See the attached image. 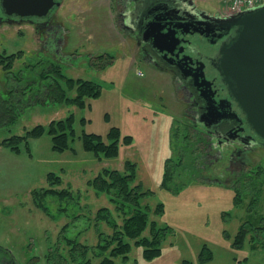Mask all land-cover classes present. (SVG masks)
I'll list each match as a JSON object with an SVG mask.
<instances>
[{
    "label": "rangeland",
    "instance_id": "obj_1",
    "mask_svg": "<svg viewBox=\"0 0 264 264\" xmlns=\"http://www.w3.org/2000/svg\"><path fill=\"white\" fill-rule=\"evenodd\" d=\"M61 1L51 13L53 23L61 25V41L49 39L27 20L0 23V54L22 51L11 70L0 63L1 96L12 98L11 77L18 86L32 78L30 90L16 92L18 117L0 124V245L10 248L20 264H50L55 255L62 264H101L106 255L96 247L99 234L109 235L114 228L98 220L97 213L108 206L112 220L121 225L126 214L106 191L98 192L88 182L102 168L124 170L131 160L137 165L136 183L146 191L142 208L149 211L150 222L140 238H151L159 227L167 229L160 255L146 258L144 246L133 243L128 259L115 257L118 264H264V145L245 153V173H240V163L225 170L226 176L212 171L218 160L199 152L205 141L190 127L174 75L141 61L140 46L120 27L118 0ZM193 1L213 16L237 14L233 0ZM47 59L61 63L66 76L98 82L101 95L88 98L85 107L42 101L44 86L58 78L47 71ZM65 88L68 95L76 94ZM69 114L75 116L77 133L72 149L55 151L49 133L20 142V151L3 143ZM114 126L122 137L132 136L130 144L120 142L118 156L99 159L83 149V132L105 136ZM52 171L62 177L60 185H52ZM44 188L70 189L71 195L61 201L45 196ZM34 191L43 195L46 210L36 205ZM158 204L163 206L158 209ZM242 232L243 246L234 245ZM69 238L89 245L88 256L73 253ZM208 252L211 258H206Z\"/></svg>",
    "mask_w": 264,
    "mask_h": 264
},
{
    "label": "flooded vegetation",
    "instance_id": "obj_2",
    "mask_svg": "<svg viewBox=\"0 0 264 264\" xmlns=\"http://www.w3.org/2000/svg\"><path fill=\"white\" fill-rule=\"evenodd\" d=\"M117 3L121 8L120 27L129 35L128 39L140 46L141 61L168 69L174 75L177 90L183 93L190 127L201 133V140L205 141L198 143L199 152L218 160L210 169L226 176L227 170L232 171L233 165L240 163V173H243L248 164L245 153L264 145V138L249 123L218 69L219 49L228 34L220 37L224 30L213 24L216 22L193 0H118ZM51 13L43 18L33 17L32 25L49 39L61 41V25L53 23ZM10 19L30 21L0 12V23ZM151 22L164 31L174 30L180 42L175 47L169 44L170 50H160L153 36L157 32L149 26ZM195 37L197 42H194ZM225 158L227 162L220 164ZM0 264L20 263L10 248L0 245Z\"/></svg>",
    "mask_w": 264,
    "mask_h": 264
},
{
    "label": "trees",
    "instance_id": "obj_3",
    "mask_svg": "<svg viewBox=\"0 0 264 264\" xmlns=\"http://www.w3.org/2000/svg\"><path fill=\"white\" fill-rule=\"evenodd\" d=\"M21 52L10 55L0 54V63L7 69L11 70L14 65L15 57L21 55ZM55 56H59V54L57 53ZM107 57L111 59L112 55H107ZM46 61L49 65L47 71L54 72L58 78L64 80L62 82L65 83V86L58 78L48 82L47 85L44 86L45 90L43 91L45 92L42 101H48L47 99H50L55 103H72L79 107H85L88 98H94L101 95L102 87L98 82L81 77L73 78L66 76L63 73L61 63L53 59H47ZM43 62L46 63L43 60L40 61V63ZM31 65L32 64L29 66ZM30 71H34V68L32 67ZM27 74L30 75L31 73L29 72ZM11 78L14 80L13 85H11L9 89L12 98L6 99L0 94V124L8 123L18 117L19 111L17 105H19V100L17 99L18 96L16 95V92L19 90L25 93L30 90V85L32 84V78H26L27 81L24 86H18L14 77ZM66 85L71 91L74 90L76 92L74 96L68 95L69 92L67 88H65ZM82 120L84 121L85 119L83 118ZM74 124L75 116L74 114H69L64 118L53 119L46 126L37 124L32 129L28 130L26 134L13 135L9 139H4L3 143L12 146L16 151H20V142L27 141L29 137H40L44 133H49L52 136V148L55 151L63 152L67 149H72L71 140H74L77 134ZM80 139L82 141L83 149L93 152L99 159L118 156L120 152V142L123 141L127 144L132 142L131 135H125L122 137L120 128L115 126L111 127L105 136L97 133L83 132ZM48 178L51 179L52 185H60L62 183V177L56 172H49ZM136 180L137 165L133 161L127 160L125 162L124 170L104 167L95 178L92 180L90 179L88 182L97 189L98 192L106 191V193L110 195V199L116 205L117 209L123 210L126 214L124 223L121 225L112 220L110 207L103 206L99 209L97 213L98 220L99 217L100 219L107 220L114 228L109 235L104 236L103 233L99 234L100 240L96 247H99L101 253L106 255L101 264H118L115 257L120 255L125 259H128L133 243L144 246L143 253L146 258H153L161 254V243L165 237L164 232L167 229V226L157 228L160 230L154 231L151 238L148 236L140 238L150 220L147 206L143 209L141 205L142 198L145 196L146 191L143 190L141 183H136ZM44 190L47 192L45 196H47V194L48 196L50 194L56 195L61 201H66L64 199L70 198L68 195H71L70 189L44 188ZM38 191H34L36 205L46 210L43 195H41V193L39 196L36 195ZM162 206V204H158V209ZM132 212L133 214H131ZM151 224V226L156 228V221H152ZM133 240H135V242H133ZM244 240L245 232L237 234L234 245L243 246ZM69 242L73 245V253L76 254L78 251L81 257L88 256L87 254H89V250L91 249L89 245L76 238H69ZM110 247H112L111 255L108 256L106 252ZM62 255L60 254L59 256ZM211 257V252H208L206 258ZM57 258L56 255L52 257L50 259V264H62L57 261ZM87 260H89V258ZM55 261L58 263H55ZM83 264H86V261L83 262Z\"/></svg>",
    "mask_w": 264,
    "mask_h": 264
},
{
    "label": "water",
    "instance_id": "obj_4",
    "mask_svg": "<svg viewBox=\"0 0 264 264\" xmlns=\"http://www.w3.org/2000/svg\"><path fill=\"white\" fill-rule=\"evenodd\" d=\"M61 3V0H0L6 15L29 18L31 23L33 17H46ZM207 17L224 30L220 37L228 34L219 49L218 69L249 123L264 138V6L228 16ZM149 26L157 32L153 36L160 50H170L169 44L175 47L180 42L174 30L164 31L155 22Z\"/></svg>",
    "mask_w": 264,
    "mask_h": 264
},
{
    "label": "built area",
    "instance_id": "obj_5",
    "mask_svg": "<svg viewBox=\"0 0 264 264\" xmlns=\"http://www.w3.org/2000/svg\"><path fill=\"white\" fill-rule=\"evenodd\" d=\"M224 1L228 2V0ZM232 4L234 9H237L236 12L239 13L241 11L254 9L256 7L264 5V0H233Z\"/></svg>",
    "mask_w": 264,
    "mask_h": 264
}]
</instances>
